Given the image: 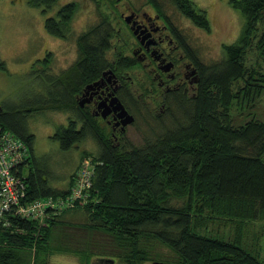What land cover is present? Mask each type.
<instances>
[{"label": "trees", "instance_id": "trees-1", "mask_svg": "<svg viewBox=\"0 0 264 264\" xmlns=\"http://www.w3.org/2000/svg\"><path fill=\"white\" fill-rule=\"evenodd\" d=\"M58 1L28 0V4L47 13ZM109 1L100 2V6L107 4L109 11L114 6ZM174 2L197 25L210 29L205 11L196 3ZM229 3L244 19L241 35L236 42L224 46L221 65L202 66L195 96L177 100L186 119H175L172 128L164 126L162 133L145 138L141 146L125 138L120 146L97 143L98 154L83 153V159L89 157L91 162L92 176L90 186L77 199L73 190L87 161L78 166L66 190L55 188L53 174L41 166L35 154V135L25 124L31 114L48 107L70 110L82 125L69 119L67 125L57 127L51 135L65 152L88 138L108 136L106 130L93 127L84 112L75 109V95L104 69H125L123 54L119 52V18L102 11L100 21L77 37L78 59L68 70L60 74L51 71V52L36 62L32 73L37 81H43L46 93L31 96L13 109L0 106V126L21 140L29 151L26 164L18 169L19 174L23 170L26 176L23 201L52 199L64 204L56 213L48 208L43 223L21 218L11 219V225L0 221V264H25L30 255L39 264L41 257L50 253L57 233L69 239L66 227L70 224L65 218L78 214L86 215L85 227L89 230L102 231L121 245L127 244L132 249L130 264L147 259L146 251L139 248V240L150 238L169 247L176 254V264H264V121L250 120L235 127L231 114L233 101L264 93V71L249 69L245 64L246 54L253 47L264 57V29H260L262 24L264 27V0ZM77 10L74 3L58 9L47 18L46 32L67 41ZM190 53L198 63L197 56ZM111 56L115 61L119 58L116 65ZM0 67L4 69V63ZM236 80H242L244 86L234 92L232 85ZM214 221L231 223L234 237L220 240L202 235ZM255 224L260 230L253 234L255 243L249 246L244 241L249 237L250 226ZM100 260L116 263V258L100 256L89 264Z\"/></svg>", "mask_w": 264, "mask_h": 264}, {"label": "rangeland", "instance_id": "rangeland-1", "mask_svg": "<svg viewBox=\"0 0 264 264\" xmlns=\"http://www.w3.org/2000/svg\"><path fill=\"white\" fill-rule=\"evenodd\" d=\"M192 1L205 11L210 29H203L187 21L178 12L173 14L174 23L188 36L191 47L197 51L202 64L221 65L224 59V46L236 42L240 37L244 19L230 5V0ZM70 3L78 7L70 26L71 37L65 41L50 36L45 30L47 18L54 16L58 9ZM99 6L100 3L98 8ZM100 12V8L97 10V4L93 0H59L47 13L30 6L28 0H0V63H4V69L0 67V106L13 109L22 102H27L31 96L41 97L40 93L43 91L46 93V90H43V81L39 78L37 81L32 73L36 62L51 52L54 58L51 71L60 74L68 70L78 56L77 37L100 21ZM260 29H264L263 24ZM245 64L249 69L261 68L264 71V57L256 47L246 54ZM243 84L242 80H236L232 85L233 91H239ZM171 108L170 115L164 117L162 122L150 118L145 109L144 114L137 111L141 115L139 121L129 128L128 140L141 146L145 138L162 133L164 126L172 128L175 119L178 121L186 119L177 102L174 101ZM231 112L235 127L250 120L264 121V93L250 99L240 97L233 101ZM70 117L75 118L70 110L48 107L46 110L31 114L25 124L28 131L35 135V154L41 166L53 174L52 186L60 190L68 188L78 166L89 160V157L83 159L84 154L99 153L97 143L91 138L74 146L68 152L62 151L59 144L51 139L56 128L67 125ZM65 220L73 227H66L69 239L63 238L61 232L57 233L50 253L41 257L39 264H89L91 260L100 256L116 258L115 264H130L128 260L132 249L127 244L121 245L115 238L102 231L95 233L86 228V215L78 214L77 217L72 219L66 217ZM221 222L214 221L202 235L220 240H229V236L234 237L235 228L231 223ZM250 227L249 237L244 241L248 242L249 246L255 243L253 234L260 230L257 224ZM139 248L146 251L147 259L138 264L177 263L176 254L157 239H141ZM22 255L27 257L26 253ZM25 264L37 263L32 261L30 255L28 260L25 259Z\"/></svg>", "mask_w": 264, "mask_h": 264}, {"label": "flooded vegetation", "instance_id": "flooded-vegetation-1", "mask_svg": "<svg viewBox=\"0 0 264 264\" xmlns=\"http://www.w3.org/2000/svg\"><path fill=\"white\" fill-rule=\"evenodd\" d=\"M93 1L97 10L100 8V14L109 8L107 4L98 8L100 2L104 4L108 0ZM110 1L114 6L107 12L119 18L118 41L122 48L119 52L129 67L104 69L96 80L75 95V109L84 112L93 127L109 133L107 137L100 134L92 138L95 143L120 146L128 137L129 128L144 114V109L154 120L164 118L174 101L182 96H195L201 82V68L205 65L172 17L178 12L187 21L196 23L174 0ZM189 50L197 56L198 63L194 62ZM116 61L112 58L114 65ZM116 98L134 117L132 124L123 125L125 117L120 116L121 110L114 102ZM77 122L80 127L82 122ZM107 261L100 260L96 264H107Z\"/></svg>", "mask_w": 264, "mask_h": 264}, {"label": "built area", "instance_id": "built-area-1", "mask_svg": "<svg viewBox=\"0 0 264 264\" xmlns=\"http://www.w3.org/2000/svg\"><path fill=\"white\" fill-rule=\"evenodd\" d=\"M28 157L27 146L0 126V221L5 225H11L13 218L43 223L48 208H52L56 213L64 204L54 202L52 199L23 201L27 190L26 176L23 170L19 174L18 169L26 164ZM90 163L85 162L79 172L77 188L73 190L74 199L80 197L82 190L90 186L92 176Z\"/></svg>", "mask_w": 264, "mask_h": 264}, {"label": "water", "instance_id": "water-1", "mask_svg": "<svg viewBox=\"0 0 264 264\" xmlns=\"http://www.w3.org/2000/svg\"><path fill=\"white\" fill-rule=\"evenodd\" d=\"M114 102L117 104V108L121 110V117L124 118L125 120H123V125L127 126L130 125L134 122V117L128 113V111L125 109V107L118 101V99L116 98L114 100ZM107 264H114V261L108 260ZM153 264H176V263H165V262H154Z\"/></svg>", "mask_w": 264, "mask_h": 264}, {"label": "bare ground", "instance_id": "bare-ground-1", "mask_svg": "<svg viewBox=\"0 0 264 264\" xmlns=\"http://www.w3.org/2000/svg\"><path fill=\"white\" fill-rule=\"evenodd\" d=\"M46 200V199H45ZM54 201V200H53Z\"/></svg>", "mask_w": 264, "mask_h": 264}]
</instances>
